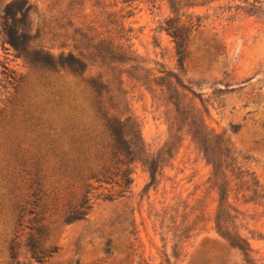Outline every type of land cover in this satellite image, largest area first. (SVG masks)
Returning <instances> with one entry per match:
<instances>
[{
	"label": "rangeland",
	"instance_id": "1",
	"mask_svg": "<svg viewBox=\"0 0 264 264\" xmlns=\"http://www.w3.org/2000/svg\"><path fill=\"white\" fill-rule=\"evenodd\" d=\"M12 1L0 0V264H38L24 249L8 258L7 177L21 174L17 159L55 197L45 245L58 251L42 264H264V0H16L31 8L9 21L30 35L29 55L71 54L76 70L44 67L9 45L2 18ZM169 20L193 26L182 69ZM92 81L104 88L106 112L131 118L141 150L123 190H89L58 167L76 138L69 123L63 135L61 118L77 116L82 130L99 117ZM200 121L228 143L222 168L232 177H212L191 132ZM143 161L158 166L149 190ZM220 184L233 228L250 245L246 257L215 232ZM86 191L87 216L65 224L61 210Z\"/></svg>",
	"mask_w": 264,
	"mask_h": 264
},
{
	"label": "trees",
	"instance_id": "2",
	"mask_svg": "<svg viewBox=\"0 0 264 264\" xmlns=\"http://www.w3.org/2000/svg\"><path fill=\"white\" fill-rule=\"evenodd\" d=\"M16 0L8 3L3 10L5 21V32L9 45L20 52L26 60H33L44 67L50 69H78L82 64L73 58L71 54H60L57 57L47 51L40 52L35 59L27 52V42L30 35L19 32L17 28L9 24L16 15L26 16L29 14L30 6L26 3L15 4ZM169 5L174 8L172 2ZM167 31L175 42L177 55V66L182 69L186 60L185 43L193 28L189 26H179L175 21H167ZM90 89L94 92L100 89V95L94 98L93 102L96 105L99 117L96 121H100V125L93 120L90 127L79 130V120L73 114H65L60 120V127L63 135L71 131L67 127V123L72 126L73 138L68 143L69 155L60 157L58 163L59 169L63 170L71 180H79L84 188L93 190L94 184L97 188L102 186L117 187L121 190L125 189L132 183L131 180V164L133 159L130 156L141 153L139 145L135 139L134 126L130 117L122 120L115 115L106 112V101L103 99V87L95 82L88 83ZM97 92V91H96ZM106 92V91H104ZM192 135L194 141L201 144L202 152L205 159L212 168V177L223 181L226 179V174L222 168V158L225 157L231 160L229 145L223 140H214V137L208 133L204 122L194 124ZM234 132L236 128L233 127ZM128 138V139H127ZM216 141V142H215ZM216 145L214 147L213 145ZM63 147L60 145V148ZM210 147L214 150L211 151ZM149 173V183L146 185L147 190L153 187L158 176V166L154 162H142ZM14 169L19 170L17 175L7 177L14 202L10 211V225L7 244V253L10 261L14 262L18 259L19 251L24 249L30 259L38 264H42L49 260L57 253L58 247L55 244L45 245L48 241V232L51 229L52 223L50 218H45V214L49 211V206H53L55 200L43 191L44 186L41 180L26 169V163L20 159L13 162ZM233 174L231 175V177ZM229 177V176H228ZM230 182V181H229ZM251 193L256 195L259 186L253 184V179H250ZM250 191V190H249ZM218 205L216 208L213 224L216 234L222 238L231 248L239 251L244 257L251 252L249 243L243 239L233 228L231 212H235L229 203V192L221 185H217ZM52 193L49 194V196ZM89 191H86V196H80V199L75 203L68 202L62 218L65 224H72L83 220L89 210V199L87 198ZM264 197V196H263ZM50 200V201H49ZM45 203V204H44ZM50 209H53L52 207ZM53 214H55L53 212ZM51 216V215H50ZM45 240V241H44ZM109 246V245H107ZM109 252V248H107Z\"/></svg>",
	"mask_w": 264,
	"mask_h": 264
}]
</instances>
